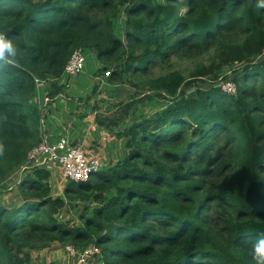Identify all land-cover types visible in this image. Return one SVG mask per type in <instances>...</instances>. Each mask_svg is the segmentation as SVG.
<instances>
[{
    "label": "trees",
    "instance_id": "trees-1",
    "mask_svg": "<svg viewBox=\"0 0 264 264\" xmlns=\"http://www.w3.org/2000/svg\"><path fill=\"white\" fill-rule=\"evenodd\" d=\"M258 3L0 0V32L18 49L0 63V189L45 137L35 76L51 79L46 108L65 95L62 79L75 50L95 54L110 83L128 81L170 102L118 131L124 157L89 181L68 182L64 196L52 192L48 168L24 175L16 183L23 203H0V264H32L34 250L55 242L96 245L106 264H252L248 249L264 233ZM204 56L211 62L189 77L172 64ZM232 65L239 66L232 70L237 90L228 94L218 81ZM155 68L163 72L153 76ZM133 106L122 104L99 123L112 130Z\"/></svg>",
    "mask_w": 264,
    "mask_h": 264
},
{
    "label": "rangeland",
    "instance_id": "rangeland-1",
    "mask_svg": "<svg viewBox=\"0 0 264 264\" xmlns=\"http://www.w3.org/2000/svg\"><path fill=\"white\" fill-rule=\"evenodd\" d=\"M120 26V24H118ZM86 64L83 73H80L76 77H72L69 80L65 81V95L59 96L56 100H52V103H58L57 106L61 104V109H58L61 115V120L63 122V129H69L70 122L72 120H82L84 117L91 115L94 117L95 111L101 110L102 116L110 118L114 113L122 112V104L133 103V108L128 112L125 117V121H121L119 126H115L110 129L116 135L115 142L111 144L113 148L111 150V155L114 154L120 155V159L123 156L125 148V140L121 137H118V131L123 128H127L134 119H140L142 116L150 117L153 116L161 110L165 109L167 105L170 104L168 99H158L148 98L149 90L148 89H139L137 90L132 86L128 81L119 82V83H110L108 81L109 73L101 74L98 73L100 68V63L97 61L95 54L90 52H85ZM212 56H204L200 60H179L174 59L173 63L176 68L182 71L186 77L190 76V73L201 63L205 62L206 64L211 62ZM226 66L222 69L220 75V80L218 81V86L222 81L226 79H232L234 73L233 69H238L239 66ZM108 71V70H107ZM163 72L161 68H155L153 76L159 75ZM65 78L62 79L64 81ZM47 93L44 90V93L41 95L39 106L44 110L46 105ZM97 106V107H96ZM97 115V114H96ZM103 118V117H102ZM136 121V120H135ZM108 122V120H107ZM124 157V156H123ZM118 159V157L114 158ZM50 164L46 165V168H49ZM110 167L107 168L109 170ZM12 171L7 179L3 182L0 189V203L6 206H17L23 203L22 195L17 188V182L22 179L20 178L18 170ZM31 173V172H29ZM26 173V174H29ZM54 173V170H53ZM25 174V175H26ZM21 175V174H20ZM63 176L60 173V176L51 178L52 192L55 196H64L65 187L67 181L61 180ZM82 207H78L77 210H81ZM74 210H66L64 216L66 219H72L79 223V220L76 219L78 213ZM67 244H60L58 242L53 243L48 248L43 250H34L35 264H76V259L68 252ZM38 261V263H37Z\"/></svg>",
    "mask_w": 264,
    "mask_h": 264
},
{
    "label": "built area",
    "instance_id": "built-area-1",
    "mask_svg": "<svg viewBox=\"0 0 264 264\" xmlns=\"http://www.w3.org/2000/svg\"><path fill=\"white\" fill-rule=\"evenodd\" d=\"M85 64L84 51L82 49L75 50L65 66L64 76H78L83 73ZM49 81L51 79H42L35 76L38 103H40L43 88ZM221 88L228 94L236 93L237 89L232 79L222 81ZM47 164L57 165L61 170L64 181L67 182L89 181L102 170V161L99 158L90 156L82 145L71 142L67 137H61L55 141H50L47 137H44L43 141L29 152L25 164L16 171L18 170L21 178L26 173L32 172L34 167L46 168ZM66 247L72 257L76 256L73 257L76 259V264H106L101 257V249L96 245H90L83 250H78L72 245Z\"/></svg>",
    "mask_w": 264,
    "mask_h": 264
},
{
    "label": "crops",
    "instance_id": "crops-1",
    "mask_svg": "<svg viewBox=\"0 0 264 264\" xmlns=\"http://www.w3.org/2000/svg\"><path fill=\"white\" fill-rule=\"evenodd\" d=\"M70 78L72 77H65V81ZM56 104L50 103L48 107H44L45 137L50 141L58 140L61 137H67L71 142L77 145H82L90 156L99 158L102 161V169H107L108 167L113 166L120 159V155L118 156V154H114L115 156L111 155V150L113 148L111 142H115L116 135L114 132L110 131V128L101 125L98 120V116H102V112L104 111L103 107L101 110L95 108L96 111L94 117L88 115L82 120H72L69 129L64 130L63 122L65 120H61V111L59 112L58 110L61 109V104L58 106ZM122 153L124 156L125 148ZM116 157H118V159H114ZM48 170L51 171L52 177L57 178V176H60L61 170L57 165L50 164ZM61 180L64 181L63 178H61ZM34 256L37 255H34L33 253L32 264H35Z\"/></svg>",
    "mask_w": 264,
    "mask_h": 264
},
{
    "label": "clouds",
    "instance_id": "clouds-1",
    "mask_svg": "<svg viewBox=\"0 0 264 264\" xmlns=\"http://www.w3.org/2000/svg\"><path fill=\"white\" fill-rule=\"evenodd\" d=\"M258 7L264 9V0H259ZM17 53L18 49L13 39L6 33L0 32V63L9 62L17 56ZM219 86L221 87V84ZM248 255L251 257L252 264H264V233L254 238L248 249Z\"/></svg>",
    "mask_w": 264,
    "mask_h": 264
}]
</instances>
